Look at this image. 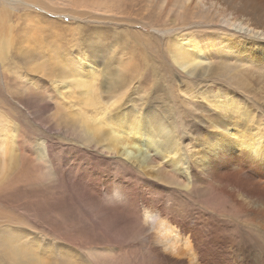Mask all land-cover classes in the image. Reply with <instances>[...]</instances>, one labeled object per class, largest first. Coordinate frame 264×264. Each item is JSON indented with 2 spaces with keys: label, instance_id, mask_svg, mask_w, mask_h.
<instances>
[{
  "label": "rangeland",
  "instance_id": "rangeland-1",
  "mask_svg": "<svg viewBox=\"0 0 264 264\" xmlns=\"http://www.w3.org/2000/svg\"><path fill=\"white\" fill-rule=\"evenodd\" d=\"M146 2L152 7L129 8L128 19L115 16L101 20L85 11L66 16L39 2L0 0V13L15 5L64 20L58 25L63 32L52 38L33 35L43 46L40 53L16 49L19 36H14V47L0 43V117L10 120L16 153L29 156L11 173V179L0 185V221L14 222L28 235L26 239L39 237L33 241L36 245L43 242L71 250L76 264H184L190 258L184 247L178 248V254L161 250L160 235L153 228L159 213L182 234L191 236L198 264H235L240 242L251 250L257 245L259 252H264V234L254 230L261 218L250 211L248 202L264 193V162L250 158L249 167L236 174L238 163L234 160L223 169V175L200 171L191 161L199 163L194 152L206 147L202 145L204 135L219 129L211 119L217 120L221 113L231 118L234 112L240 119L237 126L244 122V135L257 130L264 140V77L245 74L231 59L224 57L225 61V54L197 50L205 42L250 41L244 30L215 26L193 16L182 21L184 24L177 23L174 12L158 0ZM9 19H16V11L9 13ZM139 19L142 26L136 24ZM78 25L79 30L85 27L84 32L86 26L92 30L99 25L111 36L122 30H141L152 35L155 48L142 45L144 49L138 52V47L118 38L104 43L110 48L102 44L97 53L96 39L83 42L75 30ZM21 29L18 26L15 33ZM187 43L198 44L194 51L202 60L193 74L188 73L191 68L182 71L165 49L171 44L186 47ZM119 46L124 52L116 51ZM66 60L72 62L73 70H83L87 79L90 76L94 91L86 94L70 73L63 75L70 68ZM132 68L138 71L136 76L129 73ZM117 76L124 80L121 86L111 93L103 90L101 85ZM150 77L160 88L148 85ZM91 93L95 94L89 103L86 100ZM157 94L161 99H154ZM219 101L234 106V110L225 109L227 115L214 108ZM100 115L112 123L139 122L151 132L155 129L158 136L154 142L161 141L164 134L178 150L167 153L162 162L182 156L178 166L184 172L166 169L176 178L182 173L178 182L158 180L155 168L142 170L93 144L85 145L78 122L93 121ZM184 156L190 162L183 161ZM190 163L193 169L189 172ZM248 190L253 192L249 195ZM147 208L153 213L148 220ZM56 253L53 249L52 254Z\"/></svg>",
  "mask_w": 264,
  "mask_h": 264
},
{
  "label": "bare ground",
  "instance_id": "bare-ground-1",
  "mask_svg": "<svg viewBox=\"0 0 264 264\" xmlns=\"http://www.w3.org/2000/svg\"><path fill=\"white\" fill-rule=\"evenodd\" d=\"M29 1L39 2L52 10L64 13L66 16L74 15L76 12L82 13L85 11L87 14L89 13L91 17L97 19L100 18L101 20L115 16L119 18L121 17L122 19H128L127 16L130 15L129 8L142 6L143 4H146L149 8L152 7V5L150 6L147 4L146 1L148 0H82V4L78 3L81 2V0ZM157 3L163 5V8H166L168 11H173L175 17L173 20L177 23H185V20L187 21L188 18L190 19V17L193 16L195 18H202L204 22H209L215 26L221 25V27L224 26L227 29L236 28L238 32L244 30L251 39L250 41L242 42L238 39L227 41L223 39L220 40L219 43L215 42L216 45L215 43L209 44L208 42L200 44L199 46L202 45L203 48L198 47V44L196 45L194 43V45L199 48L197 49L198 52H200L201 49H204V52L209 51L210 54L213 55L217 54V52L222 55L225 54L223 58L225 57L234 61V66L239 67L245 74H256L258 77H264V0H158ZM153 4H155V2ZM81 5H83L82 9L78 10L81 8ZM6 8L9 10L6 9L0 13V43L4 46H9L10 48L12 46L14 47V36H19L20 40L18 41V46L16 45V49H19L20 52L23 53L30 50V53L28 54H34L32 50H35L36 53H40V49H42L43 46L37 42V39L33 38L34 34L42 33L43 35L52 38L63 32L58 25L64 23V20L51 19L46 15H41L26 8H19L15 5ZM19 9L22 10L18 11ZM12 11H16V19L14 21H10L9 19V13ZM139 22L140 23L136 24H141V26L144 24L140 19ZM18 26H22L21 30L23 31L16 34L15 32ZM80 26L81 25L75 27V30H77V36H79L83 42L86 41V39L90 40L95 38V49L97 53H100V47H103L102 44L108 43V40L118 38H120V40L125 39L131 47H138V52H140V48L144 49L142 45H152V47L155 48L153 45L154 41H151L152 35L146 34L141 30H122L118 33V36H111L102 26L99 25H96L92 30L89 29V26H86V32H84L85 27L79 30ZM116 27L118 28V26ZM152 27L159 31L157 26L155 27V25H152ZM217 29L225 30L221 28ZM98 36L100 38L99 41L97 39ZM208 41L210 42V40ZM165 44H167V40ZM104 45L106 46L107 44ZM194 45H192V43H187L186 47L176 48L174 44H171L170 46H166L165 49L168 51V54L171 55L173 62L176 63L182 71L185 72L191 68L188 73L193 74L196 67L200 66L202 63V60H200L197 55L198 53L194 51ZM107 46L109 47V45ZM89 48H92V46H89ZM116 51L124 52L122 46L117 47ZM227 59H225V61ZM65 62L69 64L70 68H66L63 71V75L70 73L68 76H73V82L78 87H82L83 90L85 89L84 91H86V94L92 90L94 91L88 81L90 76L87 79L88 74L87 76L83 74V70H73L70 65L72 62L68 60ZM85 71L84 73H88ZM129 73L136 76L138 71L133 69L130 70ZM151 76L154 80V74ZM111 78L112 82L101 85L103 90H106L109 93L113 92L116 87L121 86V82H124V80L118 78V76L117 78ZM146 80L149 82L148 85L154 83L158 86V84L153 82L151 77ZM63 86L66 89L68 88L66 84ZM94 94L91 93L86 101L92 103ZM154 99H161V95L157 94ZM212 106L222 110L225 114H227L225 109L230 112L234 110V106L232 107L228 103L222 101L214 103ZM226 106L229 109H227ZM101 115L96 118L93 117V121H89L90 119H87L88 121L85 119V121H80L78 119V128L82 134L80 137L83 138V143L85 145L93 144L94 146L101 148V151L104 150L110 156L115 155L120 157L124 161L130 162L132 165L141 168L142 170L144 168H155L154 176L158 180L164 179L166 182H178L177 178L181 177L182 173L176 178L170 176L169 171H166V169H170L175 173L184 172L181 167L178 166L182 156L181 159L180 157L177 160L172 158V160L170 159L169 161H166V163L162 162L168 155L167 153L174 151L173 154H176L178 150L176 146L174 147V145L165 138L164 134H159L161 135V141L154 142V138H157L158 136L153 132L155 129L151 132V130H147L148 127L144 125L140 126L138 121L135 125L128 124L124 121L119 124L112 123L104 120ZM221 115L222 116L217 118V120L211 119L216 123V126L219 129L213 131L211 135H204L202 145L206 147L200 150L197 148V150H195L194 155H192L196 160L198 159L199 163L195 164L194 161H191V163H193L192 165L198 168V170L207 172L208 174L217 172L224 175L222 172L223 169L227 167V165H230L229 163L234 160L238 163L235 167L236 174H239L240 171L246 169L250 158L264 162V154L262 155V152L264 153V147L262 144L264 142V140H262L263 134L261 136V132L255 130L256 132H253L252 135L249 133L244 135L245 131L242 133V130H244V122L241 123L242 126H237L240 123V119L239 117H234V112L231 118H229L228 114V117L223 113H221ZM1 117L0 185L4 182H8L11 179L9 178L12 176L11 173L19 170L23 162L29 158L26 153H16L17 150L15 151L13 147L15 138L13 131L10 130L12 128V125H9L10 120L3 116ZM226 117L228 119H226ZM247 121H251L249 117L247 118ZM229 129L231 132H229ZM237 133L241 136H236ZM150 153H152V155H150ZM183 158L185 159V156ZM183 161H186V159ZM186 162H190L188 161V156ZM191 163L189 168H187L189 169V172L193 169ZM39 167L42 168V166ZM35 171H37V169ZM186 173L184 175H186ZM187 186L188 183H186L185 187ZM252 192L253 190H248L249 195ZM248 202L251 205L250 211L261 218V222H259L257 226H255V229H253L258 234H264V193L259 192L255 198L250 197ZM152 215V211L147 208L145 210L146 219H150ZM154 218L153 228L160 235V240L162 242L161 250L167 252V254H178V248L184 247L185 252H187L190 257L185 260L184 264H198L197 254L191 246V236L189 234H182L179 228L171 224V222L166 220V218L162 217L159 213H156V217ZM13 223L6 222L5 220L0 221V264H76L71 250H68L67 248L61 249L59 245L55 247L43 242L36 245L33 241L37 240L39 237L26 239L28 235L24 230L21 228L18 229L19 226H15ZM12 226H15L16 230L11 228ZM240 243L241 244L238 242L239 245L237 244L239 247H237L239 249L238 252L234 254L235 264H264V260L261 262L259 259V257L264 259V252H259L257 245H253L251 250L242 242ZM53 249H56L57 251L56 256L52 254ZM48 253H51L52 255ZM182 254L184 253L182 252ZM163 255L165 254L163 253Z\"/></svg>",
  "mask_w": 264,
  "mask_h": 264
},
{
  "label": "snow or ice",
  "instance_id": "snow-or-ice-1",
  "mask_svg": "<svg viewBox=\"0 0 264 264\" xmlns=\"http://www.w3.org/2000/svg\"><path fill=\"white\" fill-rule=\"evenodd\" d=\"M60 243H65V242H63V241H61ZM70 248L72 247L71 245H68Z\"/></svg>",
  "mask_w": 264,
  "mask_h": 264
}]
</instances>
